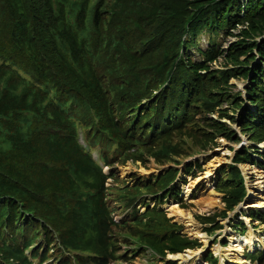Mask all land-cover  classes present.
Masks as SVG:
<instances>
[{
  "label": "trees",
  "instance_id": "obj_1",
  "mask_svg": "<svg viewBox=\"0 0 264 264\" xmlns=\"http://www.w3.org/2000/svg\"><path fill=\"white\" fill-rule=\"evenodd\" d=\"M98 1L101 4L104 2ZM124 1L104 7L96 2L88 9L89 0H0L6 6L0 11V37H8L2 40L6 57L33 75L46 88L55 85L63 89L58 95L59 101L65 105L68 99L71 100V106L66 112L69 116L80 117L96 112L101 132L107 131L108 137L120 142V151L116 153L115 159L126 157L134 147H141L139 144L146 137V130H138L142 122L150 116L152 107L148 104L146 108L137 111L135 127L122 138L120 130L125 129L124 126L130 119L117 115L109 89L116 87L120 92L125 90L127 95H124V99L138 94L140 100L133 105L136 109L146 99L147 94L152 96L154 89L161 87L162 78L158 76L156 79L158 73L152 69L155 63L161 60L162 55L166 57L178 54V47L171 38H165L164 45L160 46L162 35L151 38L152 34H147L145 26L139 28V25L136 26L138 21H133L135 17L145 16L147 12L168 17L175 12L169 4L170 0ZM196 1L191 0L188 3L193 4ZM262 2L264 0H258L256 6L249 5L251 13L246 19L252 25L264 22ZM107 6L119 16V20L129 19L126 30L129 32L128 36L135 35L136 42L130 47L129 56L117 59L116 62L134 65L138 73L137 81L129 79L124 67L123 71L106 68L105 58L99 57L102 51L109 49L107 47L110 44L104 47L107 38H116L113 31L120 30L119 27L107 28L102 16ZM214 10L218 16L223 11L216 3L206 9L204 15H211ZM67 11L72 16L74 28L67 26L68 30H65ZM233 15V26L240 25L241 18L237 14ZM218 19L221 23L228 22L224 15ZM211 20L205 19L199 27L197 22L193 23L188 34H194L195 31L200 34ZM138 41H141L140 44H137ZM59 42L63 46L60 51L57 47ZM138 45L142 49V58L148 60L134 59L135 51L131 50ZM115 48L113 45V49ZM144 52L148 54L143 56ZM201 56L208 62L212 61L208 53ZM167 67L164 76L169 77L170 66ZM208 69L205 64L193 62L191 54L187 53L181 67L182 73L174 75L168 82H163L164 90L159 100L160 119L165 111L170 118L172 113L183 107L181 104L184 105V101L187 102V116L192 112L188 107L191 108L198 101L203 100L207 104L213 101L206 95V80L202 79V73H206ZM240 73L243 77L250 75L244 66L240 67ZM109 74L113 81L105 80L104 75ZM252 75L250 83L256 87L264 75V69H254ZM0 82V118H6V121H0V127L10 132L6 139L0 133V192L13 196L27 210L34 211L37 218L46 220L48 225L60 233L65 246L94 254L90 260H80V264H107L112 258L107 233L118 223L108 216V209L103 203L106 197L105 177L79 152L73 139V124L52 105L45 93L18 81L4 69L0 70ZM210 86L217 89L216 81ZM249 102L258 108L256 117L264 122V91L260 94L255 92L254 99L249 98ZM12 119L15 122L9 128L6 123H10ZM245 120L248 121L246 117ZM250 126L254 128L253 132H263L260 127L252 124L246 129ZM157 143L153 139L148 147ZM257 154L264 160V155ZM244 157L248 158L247 155ZM248 161L264 170V162L250 158ZM113 170L116 173V169ZM6 202L11 213L16 214L14 203L9 199ZM258 214L259 212H253L251 216L257 218ZM123 227L127 229L128 225L124 223ZM43 233L51 241L52 235L46 226ZM159 243L152 245L156 248ZM13 261L18 264L25 262L17 250L4 251L0 264Z\"/></svg>",
  "mask_w": 264,
  "mask_h": 264
},
{
  "label": "rangeland",
  "instance_id": "obj_2",
  "mask_svg": "<svg viewBox=\"0 0 264 264\" xmlns=\"http://www.w3.org/2000/svg\"><path fill=\"white\" fill-rule=\"evenodd\" d=\"M190 1L170 0L169 4L175 12L168 17L147 12L145 16L135 17L133 21H138L139 28L145 26L147 34H152L151 38L162 35L160 46L164 45V39L169 37L178 49L181 48L177 55L179 57L173 56L171 59L174 63L173 75L182 73L181 67L187 53H190L194 60L207 65L209 69L202 73V79L206 80V95L213 101L209 104L203 100L198 101L191 107L194 116L189 125L174 131L171 136L159 139L155 146L148 147L146 144L132 148L126 157L117 159L119 177L126 180L135 175L150 178L159 174L160 178L166 179L170 173H180L178 176H183L185 171L188 172L189 176L181 187L183 202L187 205L182 210L173 205L168 208V212L174 208L181 210L184 213L182 218L169 213L167 217H173L169 224L163 213L150 211L144 218L150 219L153 224L136 222L149 235L168 233L177 229L175 226L181 229L172 239L166 238L156 248L151 247L155 259L159 260L152 264H163L164 260L183 261L197 256V264H221L222 260L223 264H227V261L228 264H264V260H259L264 254V212L253 210L259 201L257 198L264 195V171L248 161L249 157L245 158L241 151L242 147L253 146L256 147L257 153L264 155V122L256 117L258 108L249 102V98L254 99L255 92L260 94L264 91V75L256 87L250 83L252 71L264 69V22L252 25L246 19L251 13L249 5L256 6L258 0H197L189 4ZM218 2L224 4L220 16L225 15L224 11L228 8V15L237 14L241 18L240 25L235 29H232V24L226 29L216 26L214 31L217 35L212 31L206 32L204 28L200 34L196 31L194 34H188L192 22H197L199 27L207 18L216 21L220 17L217 14L204 15L212 3ZM124 22L127 29L129 19H124ZM139 46L131 50L135 51L134 59L148 60L142 58V49ZM124 53L117 50L115 61L109 63L107 60L106 65L114 71H123V67L128 69L129 79L137 81L136 68L116 62L117 59L125 58ZM202 53L212 55L213 60L205 62L200 55ZM147 54L148 52H144L143 56ZM242 66L247 69L249 77L240 75ZM161 70V67H155L154 71L158 73L156 79L161 76ZM215 81L217 89L210 86ZM161 88L163 87L159 89ZM159 89H156L153 95L157 94ZM138 96L136 94L129 99ZM249 124L260 127L263 132H253L254 128L251 126L246 129ZM249 154L255 161L263 160L251 151ZM162 187V184H158L153 191ZM116 197L123 203V200L130 196ZM254 211L259 212L257 218L250 216ZM114 233L118 237V245L123 246L119 247L122 250L133 244L124 239L130 238L134 234L133 231L121 226L115 229ZM245 239L250 240L247 248L243 246ZM142 241L144 244L152 243L149 238ZM217 249L221 261L216 257ZM147 251L150 252L149 249ZM128 252L130 251L127 250L126 254ZM54 254V249L48 253L51 262L57 260L53 258ZM132 259L133 257H128L127 264H132ZM139 260L142 264L151 261L145 254L141 255Z\"/></svg>",
  "mask_w": 264,
  "mask_h": 264
},
{
  "label": "bare ground",
  "instance_id": "obj_3",
  "mask_svg": "<svg viewBox=\"0 0 264 264\" xmlns=\"http://www.w3.org/2000/svg\"><path fill=\"white\" fill-rule=\"evenodd\" d=\"M209 174V173H208ZM207 179V178H206ZM257 199H259V201L257 202V205H256V209H264V195H261L259 198H257ZM256 203V202H255ZM213 205V204H212ZM254 205V204H253ZM178 207V206H177ZM171 215H175V216H177V217H179V218H182V216L184 215V213L181 211V210H179L178 208H174V209H172L171 210ZM251 216V215H250ZM178 218V219H179ZM183 220V219H182ZM246 220V219H245ZM194 237V236H193ZM196 237V236H195ZM199 237V236H198ZM251 248V247H250ZM233 250H235V249H233ZM231 251V250H230ZM192 252V251H191ZM239 253V252H238ZM183 258V257H182ZM220 261H221V259H220Z\"/></svg>",
  "mask_w": 264,
  "mask_h": 264
}]
</instances>
